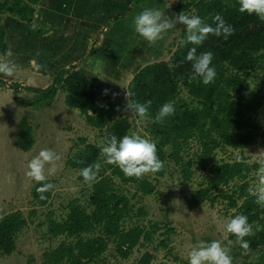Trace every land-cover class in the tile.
Wrapping results in <instances>:
<instances>
[{
  "label": "rangeland",
  "instance_id": "1",
  "mask_svg": "<svg viewBox=\"0 0 264 264\" xmlns=\"http://www.w3.org/2000/svg\"><path fill=\"white\" fill-rule=\"evenodd\" d=\"M23 1L34 9L28 23L7 12L0 19V27L6 30L9 40L7 51L13 52L10 59L22 66L21 73L15 77L0 75V218L20 211L25 224L17 234L14 251L1 255L0 264H52L46 254L59 243L68 244L74 240L63 234H49V221L64 220L71 202L76 201L87 211L91 210L89 197L96 180L85 183L80 175L82 168L73 167L71 159L87 144L100 145L103 139L100 130L87 121L85 114L66 105L64 91H57L48 103L38 98L33 86L44 88L49 85L52 74L61 67L73 63L84 67L95 76L94 84L100 92L96 103L114 105L117 114L126 117L130 123L127 134L136 132L155 142L148 128L152 120L131 117L124 110L125 93L140 67L170 60L186 25L178 23L164 39L150 46L134 31L133 18L145 8H159L170 18L181 12L192 16L194 9L189 5L180 12L175 10L176 6L190 0H140L133 2L128 11L123 0H117V12L107 11L109 0ZM91 46L96 51L88 54ZM243 78L251 91L262 97V106L254 114L259 125L257 137L246 147L217 148L214 161L244 159L256 163V168L250 172L249 189L256 184L257 161L264 159L259 153L264 150V62ZM179 98L191 100L185 89ZM21 121L31 128L33 138V144L26 150L17 145ZM198 142L193 136L181 149L183 162L190 161L188 178L184 179L181 167L169 159L162 176L147 175L155 185V192L151 194H141L134 185L121 182L100 158L102 166L98 176H110L114 189L126 195L131 203V214L138 207L145 211L140 217L133 213L126 223L142 225L152 232V236L149 241L134 246L126 257L119 255L115 243L109 241L101 254L90 259L82 257L76 264H137L144 251L152 254L149 264H189L188 253L192 247L201 241L210 243L213 240H220L229 247L233 264H240V257L234 254L238 244L228 238L224 224L238 214L241 203L238 200L237 205L231 207L224 195L232 194L240 181H230L222 186V190L213 188L209 199L196 206L188 203L191 194L207 183L206 178L203 179L207 170L196 162V153L200 149ZM45 148L59 153L61 161L56 175L48 180L56 187L41 204L33 194L37 182L30 180L26 172L29 161ZM260 257L264 258V247L253 251L243 263L252 264Z\"/></svg>",
  "mask_w": 264,
  "mask_h": 264
},
{
  "label": "trees",
  "instance_id": "2",
  "mask_svg": "<svg viewBox=\"0 0 264 264\" xmlns=\"http://www.w3.org/2000/svg\"><path fill=\"white\" fill-rule=\"evenodd\" d=\"M111 1L113 2L109 0L108 3ZM139 1L123 0L126 11L133 2ZM189 5H192L194 15L201 17L206 23L212 24L213 17L219 14L234 28V34L227 40L212 35L202 46L197 47V54L205 51L213 53V66L217 72L214 83L205 85L199 78L190 80L191 63L185 58L193 45L180 46L178 43L169 61H156L140 67L133 75L128 90L133 93L131 99L135 101H152V121L165 102L174 104L173 116L163 123L151 122L148 128L156 139L158 156L164 161L165 167L169 159L174 160L181 167L184 179L190 174V161L183 162L181 149L193 136L197 137L200 149L196 153V162L207 170V175L203 178H206L207 183L191 194L188 200L190 206L208 200L213 188L222 190V186L228 182L240 181L237 189L232 194L225 193L224 198L231 207H235L237 201L241 200L237 215L247 216L249 223L253 225L254 235L245 238L250 243L251 251L245 254L238 244L234 253L240 257V264H244V260L253 251L264 247V208L257 205L255 197L248 192L250 172L257 165L248 164L244 159L215 162L214 154L217 148L225 146L246 147L257 137L259 125L254 114L262 106V97L251 91L243 75L256 70L264 62V21L254 14L241 13L238 0H190L180 7L176 6L175 10L180 12L189 8ZM6 12L28 23L34 9L23 0H0V19ZM185 37L186 28L181 32V40ZM8 44L7 32L0 27V53L7 51ZM95 51L96 48L91 46L88 54ZM52 76L53 80L44 88L33 86L40 100L50 103L57 91H64L66 105L85 114L87 121L100 130L103 141L110 134L118 138L127 134L130 128L128 119L118 115L114 105L102 106L96 103L100 92L94 84L95 76L90 70L73 63L59 68ZM182 89L191 98L190 102L179 98ZM32 144L31 128L21 121L17 145L26 150ZM100 158L98 145L87 144L71 159V165L84 168L98 162ZM165 167L153 176H162ZM108 168L121 182L134 185L137 192H155V185L147 175L138 180L126 177L115 165L108 164ZM38 187L40 184L37 183L33 194L42 204L48 200L50 192L46 193V200H41L36 191ZM89 204L91 210L87 211L78 202H71L64 220L49 221V234H63L74 240L68 244L61 242L46 254L52 264H76V260L79 262L82 257L93 258L106 249L109 241L115 243L119 255L126 257L134 246L151 239L152 232L144 229L142 225L126 223L133 213L140 217L145 211L138 207L131 214V203L126 195L114 189L109 175H99L92 184ZM24 224L25 220L20 211L1 216L0 256L14 251L17 234ZM153 227L158 225L153 224ZM228 238L236 242L234 235L228 234ZM151 258L152 254L144 251L137 264H149ZM252 264H264V258L260 257Z\"/></svg>",
  "mask_w": 264,
  "mask_h": 264
},
{
  "label": "clouds",
  "instance_id": "3",
  "mask_svg": "<svg viewBox=\"0 0 264 264\" xmlns=\"http://www.w3.org/2000/svg\"><path fill=\"white\" fill-rule=\"evenodd\" d=\"M239 11L256 15L264 21V0H238ZM134 31L143 37L150 46H155L158 41L164 39L165 35L176 25H186V37L179 41L180 46L193 45L187 53L186 61L191 63L190 80L199 78L203 84L214 83L217 72L213 66V53L210 51L197 54V47L202 46L209 36L223 37L227 40L234 34V28L227 24L224 18L217 14L213 17V23H206L197 15L189 16L185 12L170 18L159 8H145L133 18ZM215 25V26H213ZM13 52L8 50L4 55H0V75L5 77H15L22 71V66L10 59ZM7 57V58H5ZM133 93L129 90L125 93L127 103L125 111L131 117L140 120L151 118L150 108L152 101L139 102L131 99ZM175 114V106L172 102H165L158 110L152 122L163 123L168 117ZM100 156L103 162L115 165L126 177L143 179L146 175H154L161 172L165 165L158 156L155 142L142 137L136 132L125 134L122 138L116 135H107L104 141L98 145ZM264 155V150L259 152ZM61 155L52 149H41L38 155L33 157L27 167L26 176L34 180L40 187L36 189L39 198L46 200V193L55 189V184L48 182L49 177L55 176L59 170ZM83 163V161H77ZM251 164L252 161H247ZM258 169L255 172L256 184L249 187L250 196L255 197V203L264 208V159L258 160ZM101 163L95 162L81 169L80 175L85 183L94 182L101 169ZM178 201V200H176ZM176 201H173L175 203ZM204 207V205H203ZM205 209V208H204ZM227 234L236 237V243L244 250L245 254L251 251L250 243L245 238L253 236V225L249 223L245 215H236L234 218L224 222ZM189 264H233L230 248L223 245L220 240H213L210 243L201 241L193 246L188 253Z\"/></svg>",
  "mask_w": 264,
  "mask_h": 264
},
{
  "label": "crops",
  "instance_id": "4",
  "mask_svg": "<svg viewBox=\"0 0 264 264\" xmlns=\"http://www.w3.org/2000/svg\"><path fill=\"white\" fill-rule=\"evenodd\" d=\"M108 9L117 12V0H113V2L111 1L108 5Z\"/></svg>",
  "mask_w": 264,
  "mask_h": 264
}]
</instances>
